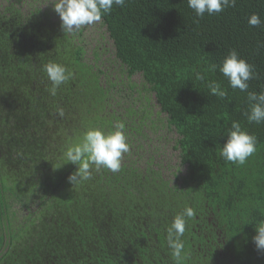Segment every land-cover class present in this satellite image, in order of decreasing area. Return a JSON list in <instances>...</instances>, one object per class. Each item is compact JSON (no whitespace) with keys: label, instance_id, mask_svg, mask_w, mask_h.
Wrapping results in <instances>:
<instances>
[{"label":"trees","instance_id":"16d2710c","mask_svg":"<svg viewBox=\"0 0 264 264\" xmlns=\"http://www.w3.org/2000/svg\"><path fill=\"white\" fill-rule=\"evenodd\" d=\"M45 2L0 4V264H176L167 229L186 207L196 214L186 219L181 264H264L252 239L264 216V122L245 115L248 93L264 92V0L203 17L187 0L113 5L101 20L118 64L112 78L100 49L88 61L81 30L64 32ZM252 13L260 26L249 25ZM230 50L253 66L246 91L219 71ZM51 61L72 74L55 96L43 71ZM212 82L225 97L211 93ZM153 114L177 134L172 179L128 161L119 172L93 167L90 180L68 181L77 166L63 153L86 129L122 122L124 133L145 135L162 123ZM233 121L257 139L244 164L220 155Z\"/></svg>","mask_w":264,"mask_h":264},{"label":"clouds","instance_id":"9594fccd","mask_svg":"<svg viewBox=\"0 0 264 264\" xmlns=\"http://www.w3.org/2000/svg\"><path fill=\"white\" fill-rule=\"evenodd\" d=\"M187 3L196 16L203 17L205 13L213 15L223 12L226 7L234 6L236 0H187ZM52 4L60 17L63 31L73 33L85 25L101 22L102 16L110 13L113 5L122 7L125 0H52ZM248 23L253 27L260 26L262 21L259 14H250ZM216 67L213 65L212 70ZM43 71L51 81L52 87L48 91L53 96L72 75L64 65L54 61L46 63ZM219 71L228 79L231 88H238L241 91L248 89L247 82L254 77L253 66L240 58L235 50H230L223 58ZM196 77L204 79L200 73H197ZM208 87L213 95L221 98L226 96V91L218 83L212 82ZM247 98L249 109L245 115L248 122L256 124L264 122V92H249ZM59 114H63L62 110ZM124 127L121 122L107 132L95 127L88 128L78 143L66 147L63 163L71 162L77 166L75 172L67 178L72 185L90 180L93 167L96 170L106 168L113 173L120 171L122 156L129 151ZM226 134L227 140L220 149V155L229 162L244 164L256 151V137L244 130L238 121L231 123ZM195 214L192 207H186L182 213L174 216L167 229V246L176 264H181L186 259L181 237L185 233L186 219L193 218ZM252 239L257 250H264V216L255 221V235Z\"/></svg>","mask_w":264,"mask_h":264},{"label":"rangeland","instance_id":"374dc122","mask_svg":"<svg viewBox=\"0 0 264 264\" xmlns=\"http://www.w3.org/2000/svg\"><path fill=\"white\" fill-rule=\"evenodd\" d=\"M32 1L34 0H0V4L4 5L10 2H18L16 4L24 10V8L32 6L30 5ZM45 1L41 0V2H44L42 6L45 5ZM80 30L81 33L78 38L79 42L84 44L85 58L88 61H92L94 57L93 51L100 49L102 52L100 56L102 65L100 67L105 70L104 75H109L111 78L118 75V64L113 56L112 41L105 31L104 25L98 22L93 25H85ZM76 32H78V30ZM95 46H97L96 49H94ZM104 48L106 50H104ZM98 61L100 62V60ZM98 61L97 63L99 64ZM120 74L125 76L122 73ZM131 80L138 82L139 85L143 83L140 74H134ZM150 103L156 111L158 106L155 105L152 95L150 96ZM153 116L154 119H160L162 123H157L150 129L147 128V132H144L145 135L142 133H132V135L125 133L127 143L129 144V151L123 154L121 163L130 161L142 168L149 165L154 169L160 170L164 176H168L172 179V171H177L176 169L179 168L178 150L174 147L177 134L172 129L166 127L165 115L153 114ZM181 170L183 171V169ZM17 208L18 205L14 204L11 209H13L20 218L22 212H20L21 209L18 211Z\"/></svg>","mask_w":264,"mask_h":264}]
</instances>
